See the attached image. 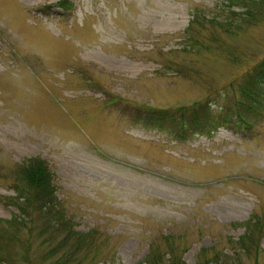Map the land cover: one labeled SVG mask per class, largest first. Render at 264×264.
Instances as JSON below:
<instances>
[{
	"label": "rangeland",
	"instance_id": "obj_1",
	"mask_svg": "<svg viewBox=\"0 0 264 264\" xmlns=\"http://www.w3.org/2000/svg\"><path fill=\"white\" fill-rule=\"evenodd\" d=\"M60 1L0 0V264H51L67 227L4 222L33 157L66 224L95 231L90 264H264V85L240 89L264 55V0ZM137 106H230L251 126L177 140Z\"/></svg>",
	"mask_w": 264,
	"mask_h": 264
},
{
	"label": "trees",
	"instance_id": "obj_2",
	"mask_svg": "<svg viewBox=\"0 0 264 264\" xmlns=\"http://www.w3.org/2000/svg\"><path fill=\"white\" fill-rule=\"evenodd\" d=\"M57 5L62 10L70 9V3L67 0H61ZM66 5H69V7ZM245 80H248V82L247 85L241 86V92L246 94V98L251 97L255 100L254 89L264 85V55L252 66L249 73H246ZM184 110L180 108L174 113L165 109L137 106L134 108L132 120L149 128L172 131L173 137L177 140L184 139L193 133L209 132L211 128L217 125L229 124L228 127H231V124L233 126L243 124L247 128L251 126L240 117L241 114L237 109L233 110L230 106L223 108L221 112L215 115L209 109L201 112ZM248 116H250V113ZM233 117L234 119H232ZM14 175L16 193L12 199L19 215H14L5 220L7 227L18 230L19 225L25 226V222L18 225L19 220L26 218L25 220L31 221L33 213H37L41 221L44 220L45 227L51 232L52 236L57 233V226L63 228L61 225H66L67 227L63 228L64 235L59 242L57 240L56 244L42 254V257L57 252L58 255L51 264H90L93 257L90 250L86 251L85 249L92 245L95 231L82 232L74 230L66 224L67 220L64 219L54 194V186L51 181L52 173L46 162L38 157L30 158L18 166V170ZM66 242H69L68 245ZM155 259L154 253L150 254L148 252L145 256L146 264H154ZM169 264H184V262L179 258H175L169 260Z\"/></svg>",
	"mask_w": 264,
	"mask_h": 264
}]
</instances>
